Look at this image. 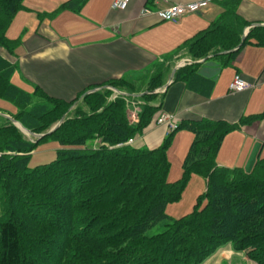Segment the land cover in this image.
Masks as SVG:
<instances>
[{"label": "trees", "instance_id": "obj_1", "mask_svg": "<svg viewBox=\"0 0 264 264\" xmlns=\"http://www.w3.org/2000/svg\"><path fill=\"white\" fill-rule=\"evenodd\" d=\"M87 1L67 0L52 12L37 13L41 21L53 19L64 10L79 12ZM238 2L222 1L224 11L213 26L183 45L194 60H209L251 39L264 46V26L252 27L243 42L249 22L238 15ZM25 9L24 0H0V97L17 108H0V264H203L229 243L264 264V156L250 172L217 162L225 136L264 119V111L237 122L182 119L155 148L130 144L155 124L163 105L161 99L156 104L160 94L154 92L164 85L169 67L159 68L138 89L122 78L72 100L38 85L31 92L13 83L19 64L1 53L4 48L15 55L21 40L7 32ZM227 56L231 60L235 53ZM199 65L180 69L174 80L184 77L192 89L211 86L198 74ZM109 87L123 94L114 96ZM132 104L141 108L137 123L129 119ZM2 113L38 134L64 120L36 139ZM180 129L194 132V139L183 176L171 182L169 149ZM48 138L64 147L51 162L30 168L33 151ZM192 173L205 178L207 190L191 214L172 218L166 206L181 198Z\"/></svg>", "mask_w": 264, "mask_h": 264}, {"label": "crops", "instance_id": "obj_2", "mask_svg": "<svg viewBox=\"0 0 264 264\" xmlns=\"http://www.w3.org/2000/svg\"><path fill=\"white\" fill-rule=\"evenodd\" d=\"M66 1L38 0L37 10H33L24 0L27 9L19 13L35 12V28L26 37L18 36L24 49L17 48L12 55L3 48L1 53L10 62L19 64L15 74L25 89L33 91L38 85L49 95L65 100L113 79H128L138 89L165 65L169 67L166 81L154 92L160 94L156 104L162 100L161 114L175 116L179 121L208 118L237 122L264 111V46L251 39L239 50L234 52L237 46L221 51L218 56L211 54L209 60H194L183 46L213 26L224 11L221 4L224 0H214L203 11L184 15L177 21L160 20L154 11L193 0H132L123 11L113 9L112 0H88L79 12L64 10L53 19H39L37 12H52ZM147 8L152 12L143 15ZM237 13L250 24L244 34L252 24L264 26V0H239ZM233 53L235 58L228 60L227 55ZM195 62L200 63L198 74L211 80V86L192 89L184 77L174 80L177 71ZM175 69L173 80L165 88ZM237 73L252 86L232 93L230 85ZM166 133V125L154 124L134 145L155 148L161 145ZM261 151H264V119L229 132L217 162L220 166H241L248 170L255 166Z\"/></svg>", "mask_w": 264, "mask_h": 264}, {"label": "rangeland", "instance_id": "obj_3", "mask_svg": "<svg viewBox=\"0 0 264 264\" xmlns=\"http://www.w3.org/2000/svg\"><path fill=\"white\" fill-rule=\"evenodd\" d=\"M36 2H38V0H26L27 5H29L30 8H32L33 10H37L36 6H38V4H36ZM35 14H36L35 12H32L30 14L29 12L19 13L14 18L8 30V36L11 38H15V37L18 38V36L26 37L28 35V32L29 31L31 32V30L35 28L33 25L34 22H36ZM17 48L24 49V45L20 44ZM18 82L19 81L17 80V76L15 74V76L13 77V83L18 85L19 84ZM20 85L21 84H19V86ZM92 88L93 87H89L87 89H84L83 91H85L86 93ZM31 90L32 89H29V91ZM0 108L8 109L13 112L17 110L13 102L5 98H2V97H0ZM140 109L141 108L135 104H132V106H130L128 110V114H129V119L132 123L138 122L139 120L138 112L140 111ZM157 115L158 113L156 114V117ZM153 125L154 124H152L144 132V134L145 133L147 134L150 128L153 127ZM158 125H162V124H158ZM163 125H166V124H163ZM143 135H140V136H143ZM193 139H194V132H192L189 129H180L176 132L175 136L173 137L172 144L169 149V153L171 156V163H172L170 171H169V175H168L169 181L174 182L183 176L184 162H185L187 153L189 151V148L191 146ZM63 147L64 146L61 144L59 140L55 138H48L47 140L40 143L36 147V149L33 151L32 156L29 160V167L34 168L39 165H44L46 163L51 162L57 157L58 150ZM261 156H264V151L261 153ZM227 166H230V165H227ZM253 167L254 165L246 171L248 172L252 171ZM206 190H207V182L205 178H203L197 173H192L182 193L181 198L178 201L170 202L166 206V210H165L166 214L175 219L183 218L191 214L195 209V206L197 204L199 197L203 193H205ZM203 264H257V262L247 257V254L244 252L243 253L236 252L234 248L232 247V245L229 243L217 249V251H215V253H213V255H211V257H209Z\"/></svg>", "mask_w": 264, "mask_h": 264}, {"label": "built area", "instance_id": "obj_4", "mask_svg": "<svg viewBox=\"0 0 264 264\" xmlns=\"http://www.w3.org/2000/svg\"><path fill=\"white\" fill-rule=\"evenodd\" d=\"M132 0H112V8L115 10H126ZM214 0H193L185 3H175L171 6L154 11L158 19L164 21H177L182 16L192 13H198L206 9ZM152 11L147 8L144 9L143 15L151 13ZM252 85L241 75L236 74L231 85L230 91L232 93L243 92L249 89ZM158 124H166L170 129H176L178 124L176 123L174 117L163 115L158 120ZM134 139H130L129 142L132 143Z\"/></svg>", "mask_w": 264, "mask_h": 264}, {"label": "water", "instance_id": "obj_5", "mask_svg": "<svg viewBox=\"0 0 264 264\" xmlns=\"http://www.w3.org/2000/svg\"><path fill=\"white\" fill-rule=\"evenodd\" d=\"M257 25H260V24H254V25H251V27L252 26H257ZM251 27H248V28H246V30H245V34H244V37H243V41H245V39H246V37H247V34H248V32H249V29L251 28ZM241 46L242 45H239L236 49H234V52L235 51H237V50H239L240 48H241ZM179 67V66H178ZM175 72H176V69L173 71V73H172V75H171V79H170V81L167 83V85L165 86V88L166 87H168L169 86V84L171 83V81L173 80V77H174V74H175ZM101 88H105V87H97V88H94V89H91V90H89V91H87L85 94H83L82 95V97L81 98H83L84 96H86V95H88V94H91V93H94V92H96V91H98V90H100ZM115 91H117V92H120L118 89H115ZM136 96H140V95H136ZM4 116H6L7 118H9L10 120H12L13 121V123L25 134V135H27L28 137H35L36 139H41V138H43V137H45V136H47V135H49V134H52V132H54L61 124H62V122H63V120H64V117L56 124V125H54V127H52L49 131H47V132H45V133H41V134H38V133H33V132H31L29 129H27L25 126H23V124L21 123V122H19V121H17L16 119H14L13 117H11L10 115H8V114H4V113H2Z\"/></svg>", "mask_w": 264, "mask_h": 264}]
</instances>
